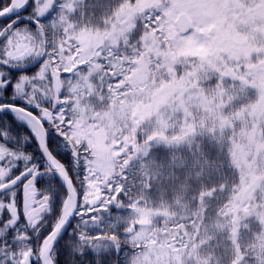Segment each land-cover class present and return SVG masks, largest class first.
<instances>
[{
    "label": "snow or ice",
    "instance_id": "obj_1",
    "mask_svg": "<svg viewBox=\"0 0 264 264\" xmlns=\"http://www.w3.org/2000/svg\"><path fill=\"white\" fill-rule=\"evenodd\" d=\"M0 264H264V0H0Z\"/></svg>",
    "mask_w": 264,
    "mask_h": 264
}]
</instances>
